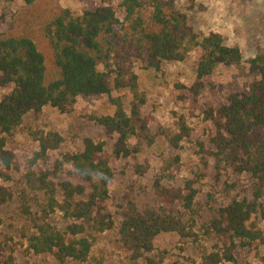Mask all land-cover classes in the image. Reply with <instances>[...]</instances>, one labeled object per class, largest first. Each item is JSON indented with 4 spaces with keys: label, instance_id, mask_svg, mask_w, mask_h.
Here are the masks:
<instances>
[{
    "label": "trees",
    "instance_id": "trees-1",
    "mask_svg": "<svg viewBox=\"0 0 264 264\" xmlns=\"http://www.w3.org/2000/svg\"><path fill=\"white\" fill-rule=\"evenodd\" d=\"M22 1L32 10L39 0ZM102 2V6L82 13L59 9L42 21L38 31L48 55L39 49L31 30L0 37V86H12L0 99V206L11 198L1 182L11 179L16 158L8 149V140L27 114L40 113L47 106L70 114L78 97L90 101L106 95L115 107L114 113L87 118L116 136L112 151L115 159L134 158L141 150V142L151 146L154 140L141 117L145 98L138 89L137 76L126 64L136 61L145 69L160 71L164 62H183L191 51L199 50L196 80L190 88L194 96L200 94L204 78L212 75L219 64H242L240 49L226 45L220 34L198 36L186 14L177 9L176 0H121L118 7L124 13L123 20L108 0ZM100 65L104 71L98 69ZM249 72L253 80L248 91L229 95L224 104L207 109L205 118L214 127L211 142L217 151L212 156L251 179L254 201L232 200L219 208L206 235L228 239L229 243L205 251L202 264H229L234 261L237 247L264 243L263 231L255 222L259 215L264 216V206L259 202L264 201V54L250 60ZM115 89L131 92L130 115L120 99L112 98ZM179 122L180 133L169 138L174 148L189 135L182 118ZM132 138L137 144H131ZM36 140L40 147L36 160L45 158L62 143L58 134ZM83 144L82 150L65 154L53 171H40L37 183L43 202L38 216L23 206L32 224L23 235L30 251L38 256L49 255L57 264H89L97 237L115 226L108 209L114 173L105 143L86 138ZM134 170L144 176L149 166L137 164ZM163 180L164 177L156 178L153 190L170 209L140 212L132 206L119 226L121 243L130 253L131 264H160L161 259L156 261L149 255L161 234L199 240L193 225L171 208L182 204L192 209L197 197L194 183L188 180L184 186L175 187L166 186ZM55 213L65 219L63 228L47 221ZM2 224L0 215V228ZM0 264H14L11 257L4 261L1 241Z\"/></svg>",
    "mask_w": 264,
    "mask_h": 264
},
{
    "label": "rangeland",
    "instance_id": "rangeland-1",
    "mask_svg": "<svg viewBox=\"0 0 264 264\" xmlns=\"http://www.w3.org/2000/svg\"><path fill=\"white\" fill-rule=\"evenodd\" d=\"M120 1L108 0V3L123 20L124 13L118 7ZM102 5V0H39L36 7L29 10L22 0H0V37L31 30L39 49L48 55L38 31L42 21L59 9L82 13ZM176 7L186 14L198 36L218 33L226 45L237 46L242 53V64L239 67L219 64L212 75L204 78V88L198 96H194L190 88L196 80L199 50L191 51L183 62H164L160 71L145 69L136 61L126 64L125 67L137 76L138 89L145 98L141 117L147 122L148 133L154 140L151 146L141 142V150L134 158L115 159L112 151L116 136L87 118L114 113L115 107L106 95L90 101L78 97L70 114L49 106L40 113L27 114L8 140V149L16 158L10 171L11 179L1 182L11 193L10 200L0 206L4 261L11 257L14 264H57L49 255L38 256L30 251L23 235L32 224L25 216L23 206L38 216L43 202L37 183L40 171H53L65 154L82 150L86 138L105 143L106 157L114 173L108 209L115 226L97 237L89 264H131L130 253L121 243L119 226L132 206L140 212L170 209L155 196L153 182L158 177H164L166 186L182 187L188 180L194 183L197 197L192 209H185L182 204L171 208L176 215L183 216L188 225H193L199 240L182 239L174 233L161 234L155 239L149 256H155L156 261L161 259L160 264H202L205 251L229 243L228 239L206 235L210 222L219 208L232 200L253 202L254 185L248 176L234 172L225 162L212 156L217 151L211 142L214 127L206 120L205 111L224 104L231 94L248 91L253 80L249 62L258 54H264V0H195L194 3L176 0ZM98 69L104 71L101 65ZM112 70H115L113 65ZM11 90L12 86H0V99ZM111 96L120 99L130 115L131 92L115 89ZM180 118L188 126L189 135L174 148L169 138L180 133ZM49 134H58L62 143L45 158L36 160L40 151L36 139ZM130 142L137 144L135 138ZM137 164L149 166L144 176L135 173ZM259 202L264 206L263 200ZM47 221L59 228L66 224L59 213L51 215ZM255 222L264 234V216L259 215ZM233 256L234 261L229 264H264V243L250 248L237 247Z\"/></svg>",
    "mask_w": 264,
    "mask_h": 264
}]
</instances>
